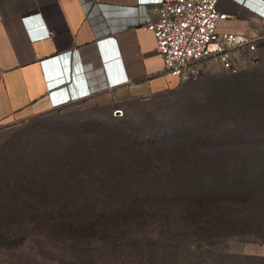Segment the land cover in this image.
<instances>
[{"label":"rangeland","instance_id":"obj_1","mask_svg":"<svg viewBox=\"0 0 264 264\" xmlns=\"http://www.w3.org/2000/svg\"><path fill=\"white\" fill-rule=\"evenodd\" d=\"M256 47L252 55L244 51L235 54L241 60L236 72L206 67L196 78L175 81L168 89L150 95L119 102L93 97L1 126L0 175L1 171L11 174L31 169L37 156L40 162L55 161L59 167L70 162L66 164L68 167L58 170L51 164L52 172L44 176L48 181L81 180L79 186H86L85 193L135 196L148 201L144 225L117 231L116 241L106 234L91 243L61 240L53 231L41 229L35 221H24L23 237L0 248V264H264V228L259 229V222L264 220V187L258 189L264 182L257 187L253 185L257 194L253 203L239 200L246 194L244 189L250 176L246 167L264 166V39ZM250 89L255 91L246 98L250 101L242 110L238 105L239 95ZM209 94L214 99L209 113L192 112L194 101ZM114 109L120 110L116 114L118 118L114 117ZM124 116L134 124H154L169 131L188 130L200 124L210 126L219 116L226 123L231 121L229 126L234 122L232 128L246 130L254 142H249L248 147L230 144L212 153L209 148L203 151L194 142H171L162 155L155 156L153 151L145 155L138 153L137 164H124L121 159L104 153L92 157L85 153L88 141L80 136L84 131L93 129L92 125L97 130L106 128ZM253 146L260 150L259 156L248 155ZM66 150H71V155ZM205 161L218 165L214 171L219 170L220 175L229 174L219 196L233 198L222 200L217 209L201 216L203 220L192 223L181 213L189 210L185 195L179 191L177 199L169 201L173 194L155 182L171 180L175 174L184 176L188 166ZM89 163H98V171L73 173L85 170ZM92 182L100 185L95 188ZM69 193L73 192L65 194ZM248 194L245 198L251 197ZM156 202L160 206H153ZM201 226L211 232L207 241L194 238Z\"/></svg>","mask_w":264,"mask_h":264},{"label":"crops","instance_id":"obj_2","mask_svg":"<svg viewBox=\"0 0 264 264\" xmlns=\"http://www.w3.org/2000/svg\"><path fill=\"white\" fill-rule=\"evenodd\" d=\"M173 0H0V127L73 102L166 90L152 32ZM221 28L264 39V0H219ZM175 78L173 81L172 78Z\"/></svg>","mask_w":264,"mask_h":264},{"label":"trees","instance_id":"obj_3","mask_svg":"<svg viewBox=\"0 0 264 264\" xmlns=\"http://www.w3.org/2000/svg\"><path fill=\"white\" fill-rule=\"evenodd\" d=\"M254 91L255 89L241 91L239 95L241 103L238 101V105L242 110L250 101L246 98L251 97ZM212 96L209 94L205 98L195 100L191 108L192 112L209 113V105L214 103ZM114 117L118 118L119 116L115 115ZM230 122L227 121L226 123L223 117L217 116L214 124L210 126L200 124L188 130L169 131L154 124H134L124 116L119 118L117 123L103 129L97 130L96 125H92L93 129L84 131L80 136L83 135L87 139L88 144L84 151L91 157L104 153L113 159H121L124 164L126 162L127 164H137L135 158L137 159L139 156L138 153L145 155L147 152L153 151L155 156H159L169 149L171 142L182 144H186L187 141L194 142L197 147H202L205 152L208 148L211 149L210 153L214 152L215 149L224 150L230 144L231 146L242 144L248 147L249 142H254L246 130L232 128L235 123L230 124V127L228 125ZM78 134L80 133L78 132ZM99 143H105V146L98 145ZM251 148L253 150H249L248 155L259 156L260 150L254 146ZM69 152L71 150H66L67 155H71ZM198 155L201 156V153ZM51 164L56 166V170L64 169L66 166L65 164L59 167L55 161L48 164L40 162L36 156V164H29L31 169H24L22 172L16 171L11 174L1 171L0 248L8 244H15L19 241L20 236L23 237L24 221H35L41 229L53 231L57 236L63 238L61 240H83L87 243H91L92 240H100L102 234H106L113 241H116L114 233L117 231L125 232L131 225H144L148 198L99 196L96 193H85L83 189L86 186L84 184L79 186L80 182L83 181L76 179H65L60 182L58 180L48 181L44 176L52 172ZM217 168H219L218 165L205 161L199 165L188 166L184 171L186 172L184 176L181 175L180 177V175L175 174L171 180L155 183L163 190H170L173 196L168 198L169 201L176 200L178 192L181 191L187 199L185 205L189 207V210L186 209L181 213L192 223H196L199 219H204L201 216L217 209L222 200L233 198L219 196L224 190L222 186L227 181L229 174L224 172L220 175L219 170L214 171ZM86 169L88 172L80 169L73 173L78 175L79 173L88 174L93 170L98 171V163L95 165L89 163ZM246 170L250 174L244 189L246 194L239 200H245L248 204L253 203V199L257 198V194L252 189L253 185L257 187L260 182H264V172L262 173L264 166L251 165L246 167ZM99 185L98 182L91 184L95 188ZM263 187L264 183L258 189ZM69 191L73 193L65 194ZM249 192L253 193L248 194ZM247 194L251 197L245 198ZM230 195L232 194H227V196ZM153 206H160V202H156ZM34 208H36L35 211H29ZM210 221L216 222L218 220L211 219ZM259 223H261L259 229H263L264 220ZM198 229L200 231L197 230L195 239L205 241L210 239L211 232L209 230L204 229L203 226ZM262 238L264 239V236Z\"/></svg>","mask_w":264,"mask_h":264},{"label":"built area","instance_id":"obj_4","mask_svg":"<svg viewBox=\"0 0 264 264\" xmlns=\"http://www.w3.org/2000/svg\"><path fill=\"white\" fill-rule=\"evenodd\" d=\"M154 11L156 18L144 28L154 36L165 73L179 82L196 78L206 67L236 72L241 60L235 54L256 51L258 34L221 28L229 16L219 0L165 1Z\"/></svg>","mask_w":264,"mask_h":264}]
</instances>
